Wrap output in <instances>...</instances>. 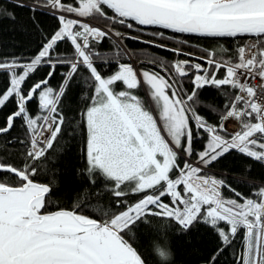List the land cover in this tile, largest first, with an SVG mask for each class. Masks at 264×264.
Segmentation results:
<instances>
[{
	"label": "snow or ice",
	"instance_id": "6c2138e0",
	"mask_svg": "<svg viewBox=\"0 0 264 264\" xmlns=\"http://www.w3.org/2000/svg\"><path fill=\"white\" fill-rule=\"evenodd\" d=\"M12 2L27 8L34 22L48 14L57 26L30 60H0V72L8 76L0 110L15 106L0 123V137H8L0 149L19 144L25 158L22 166L0 162V264H146L130 240L149 216L170 219L181 232L207 226L219 241L208 264H217L243 230L235 264H264V185L217 170L234 152L245 158V173L253 167L247 160L264 165V0ZM0 14L15 20L3 7ZM146 28L154 29L159 43L141 40ZM182 37L233 44L204 48ZM106 39L107 50L101 47ZM127 40L171 52L174 59H141ZM42 67L45 77L26 86ZM59 68L67 70L54 89L50 81ZM80 80L86 103L69 120L63 100ZM209 89L222 105L202 99ZM233 120L238 128L229 132ZM17 121L22 138L10 135ZM69 125L82 134L85 168L77 175H86L88 186L71 208L48 211L59 195L57 182H38L37 162L56 151ZM100 178L103 194L122 210L98 207L102 216L90 218L88 202L102 196L95 190ZM233 182L255 190L245 196ZM130 194L143 198L129 203ZM157 256L169 264L166 251Z\"/></svg>",
	"mask_w": 264,
	"mask_h": 264
},
{
	"label": "trees",
	"instance_id": "16d2710c",
	"mask_svg": "<svg viewBox=\"0 0 264 264\" xmlns=\"http://www.w3.org/2000/svg\"><path fill=\"white\" fill-rule=\"evenodd\" d=\"M25 3L31 4L32 0H25ZM0 7L13 12L15 15V20H11L0 14V60L12 59L14 57L22 58L24 61L30 60L37 52L43 36L56 28L57 20L48 14H40L37 15L36 21L34 22L29 10L27 8L15 7L12 0H0ZM153 31L154 29L152 28H146L144 33L141 34V40L156 39V42L159 43V38L152 37L151 33ZM164 31L165 35L169 37L172 35H181L173 34L168 30ZM131 34L136 35L137 33L133 32ZM182 38L189 39L191 45L199 44L204 48L216 47L217 43H223L226 47L233 44L231 39L225 38L219 41L211 38ZM165 42L169 47L174 46L172 40ZM125 43L141 59L152 55L160 56L169 61L174 59L171 52L152 48L144 43L133 40H127ZM61 47L62 49H66L67 45H62ZM101 47L107 50L111 48V45L106 39ZM188 50V47L185 46V51ZM191 50L195 51V48ZM180 58L182 59L183 57ZM112 67L114 68L115 65ZM66 70V68H59L54 78L50 81V86L54 89L57 88L62 80L60 73ZM47 71L48 69L46 67L39 68L34 74H31L29 80L26 82V86H30L35 81L43 79ZM77 79L79 80L80 78L78 77ZM7 83V74L0 72V88L7 86ZM83 95V82L80 80L78 84H73L72 91L63 100L69 120L77 118L79 111L84 108L86 101L82 99ZM202 99L206 103L215 102L217 105H222L223 102V98L214 89L206 90L202 95ZM36 106L35 102L30 105L33 110L36 109ZM14 107V104L10 103L6 108L0 110V123L10 114ZM73 127L74 125H69L66 133L60 138L56 151L49 153V159L37 162L40 169L37 181L46 183L55 180L57 182L59 195L53 198L54 203L51 204L55 207L71 208L72 204L77 201V193L88 186L86 175H77L78 171L82 172L85 168V159L82 152V134L79 131L73 132ZM10 135L20 138L24 136V129L20 121H17L16 127ZM7 139L8 137H0V145H3ZM199 148L200 144H197V149ZM23 151L24 149L19 144L8 145L6 149H0V159L6 163L22 166V162L25 159L21 155ZM244 162L245 158H242L234 152L227 161L217 165V170L230 171L234 175L251 176L255 178L257 184H264V165L247 160L246 162L251 163L253 167L250 173H245L243 168ZM103 184L104 181L100 178L95 189L102 192L101 198L99 200L93 198L88 202L91 210V218L98 219L102 216V212L96 211L98 207H102L104 210H108L109 208L112 211L122 210V208L116 207L115 198L111 197L110 194H103ZM233 186L245 196H250L255 190L254 186L250 187L237 184L236 182H233ZM148 191L150 192L151 190ZM224 195L226 198H234V194L227 190H224ZM140 198H143V194H130L125 199L129 203H135ZM164 199L165 202H168V198ZM147 219L149 223L140 224L136 230L135 239L130 240L133 246L137 248L142 259L146 261V264H160L158 256L153 251V242L158 241L164 245L165 241L162 239L164 236L167 237L166 246L173 253L169 264H208L210 254L213 253V250L219 244L215 234L211 233L205 225H197L187 232H181L176 223L170 219L153 216H149ZM238 235L239 238L233 242V245L218 257L217 264H235L234 253L242 247L243 230Z\"/></svg>",
	"mask_w": 264,
	"mask_h": 264
},
{
	"label": "clouds",
	"instance_id": "9594fccd",
	"mask_svg": "<svg viewBox=\"0 0 264 264\" xmlns=\"http://www.w3.org/2000/svg\"><path fill=\"white\" fill-rule=\"evenodd\" d=\"M166 251L167 254H168V258L171 259L173 253L171 252V249L168 247V248H165V246L163 244H161L160 242L158 241H154L153 242V251L156 255H159L160 251Z\"/></svg>",
	"mask_w": 264,
	"mask_h": 264
},
{
	"label": "bare ground",
	"instance_id": "6f19581e",
	"mask_svg": "<svg viewBox=\"0 0 264 264\" xmlns=\"http://www.w3.org/2000/svg\"><path fill=\"white\" fill-rule=\"evenodd\" d=\"M227 128H228V130H230L229 132H233V131L237 130V126L233 122H229L227 125Z\"/></svg>",
	"mask_w": 264,
	"mask_h": 264
},
{
	"label": "flooded vegetation",
	"instance_id": "af4514ba",
	"mask_svg": "<svg viewBox=\"0 0 264 264\" xmlns=\"http://www.w3.org/2000/svg\"><path fill=\"white\" fill-rule=\"evenodd\" d=\"M0 162H4L2 159H0ZM39 182V181H38ZM59 207H55L53 205H49L48 207V211H55L57 210ZM91 218V217H90ZM139 254V253H138Z\"/></svg>",
	"mask_w": 264,
	"mask_h": 264
},
{
	"label": "built area",
	"instance_id": "2783aa9c",
	"mask_svg": "<svg viewBox=\"0 0 264 264\" xmlns=\"http://www.w3.org/2000/svg\"><path fill=\"white\" fill-rule=\"evenodd\" d=\"M253 83H255V84H257V85H260V81H259V79H256L255 81H253ZM233 123H235V125L237 126V128H238V122H233Z\"/></svg>",
	"mask_w": 264,
	"mask_h": 264
},
{
	"label": "rangeland",
	"instance_id": "374dc122",
	"mask_svg": "<svg viewBox=\"0 0 264 264\" xmlns=\"http://www.w3.org/2000/svg\"><path fill=\"white\" fill-rule=\"evenodd\" d=\"M232 122H235V121L233 120ZM227 125H228V123H227ZM229 131H230V130H229Z\"/></svg>",
	"mask_w": 264,
	"mask_h": 264
}]
</instances>
